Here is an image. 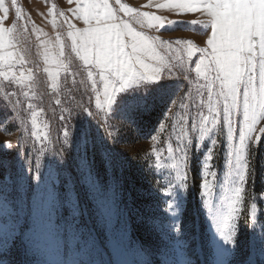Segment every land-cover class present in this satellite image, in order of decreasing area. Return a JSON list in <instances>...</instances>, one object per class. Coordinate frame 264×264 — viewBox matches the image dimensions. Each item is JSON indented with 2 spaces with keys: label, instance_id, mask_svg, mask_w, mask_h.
<instances>
[{
  "label": "rangeland",
  "instance_id": "1",
  "mask_svg": "<svg viewBox=\"0 0 264 264\" xmlns=\"http://www.w3.org/2000/svg\"><path fill=\"white\" fill-rule=\"evenodd\" d=\"M166 2L108 0L119 21L157 42L207 47L208 17L154 6ZM3 3L0 27L13 29L3 51L26 63L12 69L24 70L22 83L0 76V264H264V137L244 151L240 185V118L232 140L222 120L202 135L193 101L182 100L200 99L199 54L184 66L173 59L158 80L133 79L107 113L95 106L96 70L89 78L67 35L91 26L75 14L77 0ZM143 12L188 23L149 27ZM180 47L165 45L157 58L187 60ZM239 186L226 240L220 223Z\"/></svg>",
  "mask_w": 264,
  "mask_h": 264
},
{
  "label": "snow or ice",
  "instance_id": "2",
  "mask_svg": "<svg viewBox=\"0 0 264 264\" xmlns=\"http://www.w3.org/2000/svg\"><path fill=\"white\" fill-rule=\"evenodd\" d=\"M12 2L15 4L16 0ZM152 6L150 2L148 7ZM154 6L167 8L177 14L200 12L206 15L211 29V35L206 41L207 47H196L189 41L182 40L157 42L155 38L134 31L126 21H119L108 0H77L75 14L91 26L83 32L79 29L69 31L67 35L71 39L72 51L83 61L89 78L93 76V69L99 77L98 80H92L93 91L96 93L95 106L108 113L117 92L127 87L133 79L158 80L162 74L171 73L177 67L173 59L184 66L199 54L194 71L197 82L200 77L205 81L196 89L200 99L196 102L188 92L182 100L193 101L192 106L197 109L202 135L210 130L208 125L215 127L222 120L226 135L232 140L237 133L235 118H240L239 147L234 149L232 156L235 154V161L240 169V185H243L247 168L243 153L257 139V132L260 133V138L264 137V127H257L264 122V0H167L166 3H156ZM121 7L126 12L133 11L123 5ZM0 9H3V19H6L8 9L4 7L3 0H0ZM137 15L146 19L149 27L159 29L165 25L185 22L165 20L149 12ZM19 16L20 12L17 10V17ZM190 23L200 24L205 28L204 22ZM69 27L74 28L73 25ZM12 31V28L0 27V68L6 69L0 71V76L20 84L23 82L24 70L20 69L17 77L12 69L15 64L26 61L13 52L3 51L6 46L10 47L7 37ZM173 44L181 46V52L185 51L186 46L187 60L179 56L169 57L167 60L157 58V49L167 45L171 50ZM59 55H64L62 44ZM100 85L103 86L102 100ZM205 104L207 114L203 113ZM185 106L181 104V107ZM60 119L63 120L64 117L61 116ZM68 134L65 129L63 135L67 137ZM181 179H186V176ZM203 187L209 190L207 180ZM242 191V186L236 188L234 199L220 223L221 234L226 240L231 239L228 230L234 227L232 222L237 211L235 205L239 202Z\"/></svg>",
  "mask_w": 264,
  "mask_h": 264
},
{
  "label": "bare ground",
  "instance_id": "3",
  "mask_svg": "<svg viewBox=\"0 0 264 264\" xmlns=\"http://www.w3.org/2000/svg\"><path fill=\"white\" fill-rule=\"evenodd\" d=\"M95 235H96V233H95ZM96 237H97V235H96ZM103 248V250L105 251V249H104V247H102ZM106 252V251H105Z\"/></svg>",
  "mask_w": 264,
  "mask_h": 264
}]
</instances>
